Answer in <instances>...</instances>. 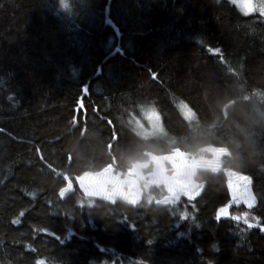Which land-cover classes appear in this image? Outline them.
<instances>
[{"label":"trees","instance_id":"trees-1","mask_svg":"<svg viewBox=\"0 0 264 264\" xmlns=\"http://www.w3.org/2000/svg\"><path fill=\"white\" fill-rule=\"evenodd\" d=\"M262 2L0 0V264H215L204 221L232 202L225 173L193 172L200 196L164 205L158 183L130 205L77 181L208 147L252 181L253 205L230 208L243 250L228 264H264ZM150 111L162 136L136 131Z\"/></svg>","mask_w":264,"mask_h":264},{"label":"rangeland","instance_id":"rangeland-1","mask_svg":"<svg viewBox=\"0 0 264 264\" xmlns=\"http://www.w3.org/2000/svg\"><path fill=\"white\" fill-rule=\"evenodd\" d=\"M235 4L243 13L245 0H229ZM253 10H255V0H251ZM181 111L185 117L192 119L193 112L186 105H181ZM151 114V115H149ZM78 115V114H77ZM136 131L143 137H159L164 134L161 117L156 111H150L146 116V122L137 121ZM207 155H211L208 158ZM227 155L225 149L208 147L203 149L199 157H193L179 151L169 156H153L149 163L136 164L126 174L116 173L114 167H110L111 171L105 173H87L77 178L81 190L92 197L115 203L123 201L130 205H136L142 196L141 181H149L150 183H158L165 186L171 193V196L160 204H174L186 191L198 186V192L194 198L200 196L204 189V184L194 182L192 174L196 171H209L215 174L225 173L229 182L228 186L231 193L232 202L230 206L223 210L220 218L216 220L204 221V229L215 232L222 245V253L215 255L206 253L205 257L213 261L215 264H228L233 253L241 252L242 247L237 244L233 238V232L229 228V221H233L230 215L232 206L244 204L251 206L254 203L252 192V181L248 176L223 169V157ZM153 170L145 173L150 167ZM83 181V183H81ZM231 185L233 187H231ZM88 188V191L85 188ZM72 190V183L68 182L67 187L62 190L61 195L64 197ZM188 198V197H187ZM247 215V213L245 214ZM238 220V219H236Z\"/></svg>","mask_w":264,"mask_h":264},{"label":"snow or ice","instance_id":"snow-or-ice-1","mask_svg":"<svg viewBox=\"0 0 264 264\" xmlns=\"http://www.w3.org/2000/svg\"><path fill=\"white\" fill-rule=\"evenodd\" d=\"M217 2H219V0H217ZM243 7H244V10H245L246 13H247L248 11L253 10V5H252V3H251V0H245ZM256 10H258L259 13H260L261 15H264V2H262V3L259 5V8L256 9ZM208 51H209V52L215 51V52L218 53L220 50H219V49H215V50H214V49H212V48H209ZM84 91H87V89H84ZM149 115H151V114H149ZM110 171H111V168H110V167L104 169V172H105V173H108V172H110ZM81 183H83V181H81ZM85 190L88 191V188L86 187ZM197 192H198V186L195 187V188H193V189H191V190L186 191L183 195H185V196L188 197L189 199H192V198L194 197V195L197 194ZM250 199H254V197H252V198H250ZM221 211H223V209H221ZM217 219H219V216H217ZM233 219H237V218H236V217H233ZM245 223H247V221H245ZM249 227H251V225H249ZM261 230L264 231V228H262ZM58 239H59V238H58ZM148 243L151 244L152 241H151V240H148ZM213 247L215 248L216 251H219V249L216 248L215 245H213ZM38 264H40V262H38Z\"/></svg>","mask_w":264,"mask_h":264},{"label":"bare ground","instance_id":"bare-ground-1","mask_svg":"<svg viewBox=\"0 0 264 264\" xmlns=\"http://www.w3.org/2000/svg\"><path fill=\"white\" fill-rule=\"evenodd\" d=\"M148 114V113H147ZM147 114H145V116H147ZM182 153V152H181ZM186 154V153H185ZM189 155V154H188ZM200 156V155H199ZM198 156V157H199ZM194 157V156H193ZM146 163H149V162H143V163H139V164H146ZM146 173V172H145ZM93 174V173H92ZM147 174V173H146ZM229 182V181H228ZM229 187V186H228ZM231 187H233L232 185H231ZM143 195V194H142ZM156 204H158V205H164V204H160L159 202L158 203H156Z\"/></svg>","mask_w":264,"mask_h":264},{"label":"water","instance_id":"water-1","mask_svg":"<svg viewBox=\"0 0 264 264\" xmlns=\"http://www.w3.org/2000/svg\"><path fill=\"white\" fill-rule=\"evenodd\" d=\"M79 109H77V111H78ZM86 115V114H85ZM84 119H85V117H84Z\"/></svg>","mask_w":264,"mask_h":264},{"label":"crops","instance_id":"crops-1","mask_svg":"<svg viewBox=\"0 0 264 264\" xmlns=\"http://www.w3.org/2000/svg\"><path fill=\"white\" fill-rule=\"evenodd\" d=\"M227 176V175H226ZM228 181H229V179H228Z\"/></svg>","mask_w":264,"mask_h":264}]
</instances>
